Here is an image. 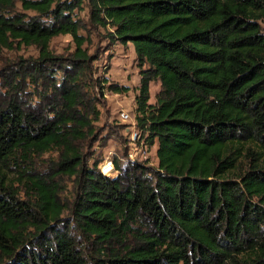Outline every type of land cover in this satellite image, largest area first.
Instances as JSON below:
<instances>
[{
  "label": "trees",
  "instance_id": "trees-1",
  "mask_svg": "<svg viewBox=\"0 0 264 264\" xmlns=\"http://www.w3.org/2000/svg\"><path fill=\"white\" fill-rule=\"evenodd\" d=\"M261 21L264 0H0V264H264ZM99 27L134 44L136 128L157 167L90 163ZM60 35L73 50H53Z\"/></svg>",
  "mask_w": 264,
  "mask_h": 264
},
{
  "label": "rangeland",
  "instance_id": "rangeland-1",
  "mask_svg": "<svg viewBox=\"0 0 264 264\" xmlns=\"http://www.w3.org/2000/svg\"><path fill=\"white\" fill-rule=\"evenodd\" d=\"M82 19L86 22L89 20V9L79 11ZM264 30V21H261ZM110 28L99 27L92 30L93 45L91 52L99 50L101 59L96 64L100 67L101 81L103 77L108 79L105 86V96H100L103 104L100 105L102 116L97 122L99 141L95 142L90 151L95 152L94 158L90 160L92 164L94 159L100 160L101 167L108 160H113L117 169L116 162L125 166L132 161L142 163L147 167H157V144L149 146L142 142L139 137L137 142L132 143V135L138 131L136 128V90L140 83V67L138 64L137 54L133 43L127 45L119 41H115L109 37ZM81 33L86 34L82 30ZM75 44L70 35H60L53 39L52 48L56 53H66L69 49L73 50ZM38 50L34 46L24 47L21 50L6 51L4 53L5 60L15 61L19 57L37 56ZM0 59V65H2ZM104 83V82H103ZM110 83L129 86L127 92L115 93L108 90ZM160 81L151 83V99L152 103L156 102V94L160 90ZM122 113H129L131 118L124 120ZM139 139V140H138ZM132 154V155H131ZM66 191L63 198L67 201L72 199L74 195V179L65 177L63 179ZM68 216V212L65 213Z\"/></svg>",
  "mask_w": 264,
  "mask_h": 264
},
{
  "label": "built area",
  "instance_id": "built-area-1",
  "mask_svg": "<svg viewBox=\"0 0 264 264\" xmlns=\"http://www.w3.org/2000/svg\"><path fill=\"white\" fill-rule=\"evenodd\" d=\"M121 116H122V118L124 120H129L131 118V116H130L129 113H122ZM138 137L143 142L142 135L138 131H136L132 135V143L135 144L137 142V138ZM101 171L103 172V174H105L107 176H110V177H117V174H118V171H117V169L115 167V164H114V161L113 160L106 161L105 164H103L101 166Z\"/></svg>",
  "mask_w": 264,
  "mask_h": 264
},
{
  "label": "crops",
  "instance_id": "crops-1",
  "mask_svg": "<svg viewBox=\"0 0 264 264\" xmlns=\"http://www.w3.org/2000/svg\"><path fill=\"white\" fill-rule=\"evenodd\" d=\"M138 93V90H136V94ZM151 102V101H150Z\"/></svg>",
  "mask_w": 264,
  "mask_h": 264
}]
</instances>
